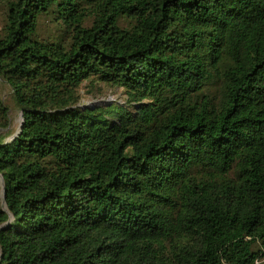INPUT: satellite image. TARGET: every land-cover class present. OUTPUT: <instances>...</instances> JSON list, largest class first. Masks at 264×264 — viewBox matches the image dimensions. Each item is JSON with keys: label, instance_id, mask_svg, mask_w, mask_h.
I'll use <instances>...</instances> for the list:
<instances>
[{"label": "trees", "instance_id": "16d2710c", "mask_svg": "<svg viewBox=\"0 0 264 264\" xmlns=\"http://www.w3.org/2000/svg\"><path fill=\"white\" fill-rule=\"evenodd\" d=\"M0 12V264H264V0Z\"/></svg>", "mask_w": 264, "mask_h": 264}, {"label": "rangeland", "instance_id": "374dc122", "mask_svg": "<svg viewBox=\"0 0 264 264\" xmlns=\"http://www.w3.org/2000/svg\"><path fill=\"white\" fill-rule=\"evenodd\" d=\"M2 13L0 12V26L2 24ZM0 95L2 96L3 103L7 105L10 109L8 112V119L10 117V121H8V125L6 127H0V130L7 129L10 125V130L8 131V136L3 138V140L7 141L12 138L17 132L20 122L21 115L19 111H16L15 108L11 105V94L8 87L5 86V83L0 79ZM149 101L150 99L146 100ZM66 105H82L87 108H96L98 106H102L105 104L119 103L122 106L127 105V98L125 94L122 92L121 88H112L109 87L98 80L93 81V83L89 85H83L80 88V95L77 100L68 99ZM5 132V131H4ZM2 184V180L0 178V185Z\"/></svg>", "mask_w": 264, "mask_h": 264}, {"label": "water", "instance_id": "95a60500", "mask_svg": "<svg viewBox=\"0 0 264 264\" xmlns=\"http://www.w3.org/2000/svg\"><path fill=\"white\" fill-rule=\"evenodd\" d=\"M20 115H21V112H20ZM2 209H4V207L2 208ZM2 227V225L0 226V228ZM1 256V255H0Z\"/></svg>", "mask_w": 264, "mask_h": 264}]
</instances>
